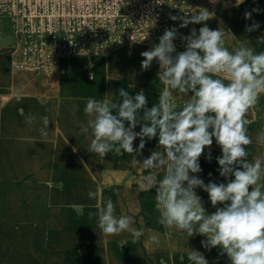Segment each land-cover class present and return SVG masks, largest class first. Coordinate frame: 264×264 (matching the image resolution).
Returning a JSON list of instances; mask_svg holds the SVG:
<instances>
[{"label":"clouds","instance_id":"obj_1","mask_svg":"<svg viewBox=\"0 0 264 264\" xmlns=\"http://www.w3.org/2000/svg\"><path fill=\"white\" fill-rule=\"evenodd\" d=\"M243 2L236 0L237 6ZM252 12L246 11L244 18L251 19ZM210 17L208 10L200 9L199 14L180 18V27L200 24ZM259 28L260 24L254 21L245 26V31L251 33ZM177 34V28L166 29L158 44L141 53L142 70H148L153 60L159 64L158 81L164 88L159 92L158 103L148 108L143 90L133 96L122 88L118 90L119 100H87L84 112L89 119L81 128L83 133L90 131L93 137L87 150L99 157L114 151L140 154L145 148V138L158 137L157 148L162 151H152L142 163L136 158L132 161L134 166L140 164L149 172L141 187L145 191L154 190L157 222L188 237H206L202 246L208 250L218 247L230 264H264V185L260 182L264 159H249L247 146L252 139L246 118L264 94V51L256 52L243 44L229 50L224 33L205 24L198 33L193 28L189 35L181 36L185 50L177 52L174 44ZM257 40L264 43L260 38ZM174 93L187 97L182 107L172 102ZM35 119L31 113L25 116L29 124ZM41 120L44 127L39 130L40 135L46 137L50 120L48 116ZM138 125L140 130L134 131ZM137 137L139 146L134 148ZM213 141L221 149L222 154L216 159L219 175L226 183L205 184L195 175L202 171L199 159ZM258 141L264 143V133ZM207 158L211 159L210 152ZM154 170H159L162 178L158 179ZM197 188L208 193L215 212H207L195 191ZM87 195L95 199L98 192L89 190ZM88 217L96 218L103 234L129 232L134 239L143 235L142 229L132 227L131 216L116 215L110 197L98 212H89ZM187 260L189 264H208L197 250H190Z\"/></svg>","mask_w":264,"mask_h":264},{"label":"crops","instance_id":"obj_2","mask_svg":"<svg viewBox=\"0 0 264 264\" xmlns=\"http://www.w3.org/2000/svg\"><path fill=\"white\" fill-rule=\"evenodd\" d=\"M2 22L9 26L11 34L10 37L0 34V164L5 170V176L0 177V186H4L6 200L32 205L31 208L23 205L25 209L18 214L33 219L36 225L31 232L52 235L45 238L52 243L51 247L42 253V257L38 247L39 258L30 263L109 264L110 258L123 260L125 248L129 258H137L133 252H138L146 234L170 244L175 242L185 250L201 249V241L206 237H188L186 233L169 230L157 222L159 213L155 208L154 190L145 191L141 187L143 177L149 172L140 164L134 166L132 161L136 158L142 163L152 151H162L157 148L158 137L145 138V148L140 154L114 151L99 157L87 150L93 139L90 131H81L89 119L84 112L89 98L119 100L118 90L122 88L133 96L143 90L148 108L158 103L159 92L164 86L158 81L157 61L153 60L148 70H142L144 58L130 46L125 49L128 50L126 56L114 58L110 56L111 50L76 57L62 56L52 71L33 66L18 67L14 65L13 29L8 21ZM145 50L148 51L147 47ZM90 71L93 77L89 76ZM186 100L187 97L173 94L172 102L178 107ZM29 113L36 117L31 124L25 120ZM43 116L50 120L46 137L39 131L44 127ZM246 118L252 139V144L247 146L251 154L249 159H264V143L258 141L264 133V94ZM139 130L138 125L134 131ZM139 142L137 137L134 148H138ZM209 152L210 160L207 158ZM221 154L220 147L213 141L211 148H206L200 157L202 171L195 175L205 184L227 182L219 175L216 158ZM154 171L158 179L162 178L159 170ZM260 182L264 185V176ZM89 190L98 192L95 199H89ZM195 191L207 212H215L208 193L201 188ZM109 197L115 205L116 215L131 216L132 227L143 230L139 239H134L129 232L103 234L97 227L96 218L89 219L88 213L98 212ZM73 233L75 238H72ZM65 234H69V238ZM66 241L84 242L83 253L80 245L66 246L63 244Z\"/></svg>","mask_w":264,"mask_h":264},{"label":"built area","instance_id":"obj_3","mask_svg":"<svg viewBox=\"0 0 264 264\" xmlns=\"http://www.w3.org/2000/svg\"><path fill=\"white\" fill-rule=\"evenodd\" d=\"M180 3L183 0H0V22L8 21L13 29L15 66L52 71L62 56L107 50L117 37L158 44L166 29H178L179 19L170 17H179ZM124 14L130 20L113 39ZM181 36L178 29L177 52L182 50Z\"/></svg>","mask_w":264,"mask_h":264},{"label":"rangeland","instance_id":"obj_4","mask_svg":"<svg viewBox=\"0 0 264 264\" xmlns=\"http://www.w3.org/2000/svg\"><path fill=\"white\" fill-rule=\"evenodd\" d=\"M179 8L183 17L190 18L193 14H199L200 9L208 10L211 15L210 19L200 24H189L187 27H180L179 29L184 36L189 35L191 29L195 28L198 32L200 27L207 24L210 29H220L224 33L225 46L229 50H234L243 44L254 48L256 52L264 51V43L257 40V38H260L261 41H264V0H244L239 6H237L236 0H183ZM253 9H259V12H252ZM246 11L252 12L251 19L246 20L244 18ZM254 21L260 24V28L251 33L246 32L245 26H250ZM0 25V34L10 37L11 29L9 26L5 22H1ZM127 40L123 36L117 37L116 41L113 40L112 46L104 52L111 50L110 56L114 58L122 54L126 56L128 50L125 49L130 46L136 50L134 52L137 54L146 51L145 47H147V50L153 48L151 43L138 41L141 42L140 45L131 44L124 49L112 50L125 44ZM178 43L182 45V51H184L185 42L182 40ZM142 44L145 47L141 46ZM115 59L119 60V58ZM131 73L129 71V74ZM130 77L131 75L128 78ZM24 173L28 174L26 170ZM4 176V165L0 164V177ZM4 194V186H0V264H31V261L35 262L39 258L37 254L38 247L41 250V257L42 253L51 247L52 243L46 241L45 238L52 235L31 232L34 225H36L33 223V219L19 217L18 214L20 210L25 209L23 205L29 208L32 205L21 203V201H8ZM71 235L72 238L76 237L74 233ZM64 236L69 238L70 235L65 234ZM63 244L66 246L80 245L82 247L80 252L83 253L84 251V242L66 241ZM182 247L175 242L170 244L164 239L146 234L141 241L138 252H133L137 255V258H129L127 248H125L123 260L110 258L109 264H189L187 254L191 249L185 250ZM197 251L205 256L208 264H230L227 255H221L219 248L208 250L202 247Z\"/></svg>","mask_w":264,"mask_h":264},{"label":"bare ground","instance_id":"obj_5","mask_svg":"<svg viewBox=\"0 0 264 264\" xmlns=\"http://www.w3.org/2000/svg\"><path fill=\"white\" fill-rule=\"evenodd\" d=\"M123 19L121 20V25H119V27H118V31H117V34H115L112 38L113 39H115V37L117 36V35H119L122 31H123V26L124 25H126L127 24V21H129L130 19H129V17L127 16V15H123ZM180 18H184L183 17V15H182V13H180L179 14V17H178V23H177V27H178V29L180 28V24L182 23V19H180ZM141 44V42H138V41H131V42H129V41H127L125 44H123V45H119V46H117V47H115V48H113L112 50H114V49H119V48H121V47H124V46H126V45H128V44ZM142 45H144V44H142ZM104 51V50H103ZM103 51H95V52H92V53H87V54H84V55H91V54H98V53H102ZM182 51V50H181ZM181 51H179V52H181ZM84 55H80V56H84ZM67 57H76V56H71V55H68ZM64 58H66V57H63V59Z\"/></svg>","mask_w":264,"mask_h":264}]
</instances>
